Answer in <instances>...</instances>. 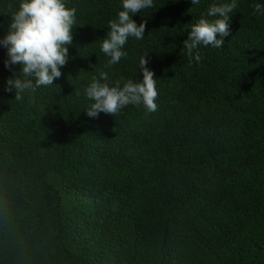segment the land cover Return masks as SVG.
<instances>
[{
    "label": "trees",
    "instance_id": "obj_1",
    "mask_svg": "<svg viewBox=\"0 0 264 264\" xmlns=\"http://www.w3.org/2000/svg\"><path fill=\"white\" fill-rule=\"evenodd\" d=\"M19 2L0 0V39ZM65 2L77 23L54 86L14 101L0 47V264H264V0H238L198 64L189 24L222 0H154L112 68L100 45L122 0ZM147 55L158 110L87 117L92 77L142 81Z\"/></svg>",
    "mask_w": 264,
    "mask_h": 264
},
{
    "label": "clouds",
    "instance_id": "obj_2",
    "mask_svg": "<svg viewBox=\"0 0 264 264\" xmlns=\"http://www.w3.org/2000/svg\"><path fill=\"white\" fill-rule=\"evenodd\" d=\"M196 6L201 0H190ZM154 0H122V10L117 18L109 21L107 36L101 40L100 50L107 57L105 68H112L127 56L123 49L130 38L143 40L147 21L137 23L133 17L153 8ZM238 7V0H222L212 3L205 14L189 24L183 49L190 62H201V47L220 49L230 35L231 13ZM253 14L264 15V4L253 5ZM77 10L69 8L65 0H20L18 7L10 6L11 23L0 47L7 50L5 68L13 72L5 91L15 94L14 101H23L26 94L40 88L54 86L61 78V69L69 63V46L73 43V30L77 23ZM148 55L139 60L142 81L123 76L110 80L109 73L101 70L84 88L83 95L90 101L84 111L87 117L96 119L101 113L117 116L123 109L143 107L147 113L158 110L157 79L150 70ZM19 66V71L14 70ZM79 97L81 92L75 90Z\"/></svg>",
    "mask_w": 264,
    "mask_h": 264
}]
</instances>
